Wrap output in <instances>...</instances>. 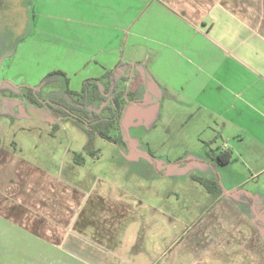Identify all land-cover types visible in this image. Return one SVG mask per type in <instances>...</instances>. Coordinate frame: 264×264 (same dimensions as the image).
I'll list each match as a JSON object with an SVG mask.
<instances>
[{
    "label": "crops",
    "instance_id": "1",
    "mask_svg": "<svg viewBox=\"0 0 264 264\" xmlns=\"http://www.w3.org/2000/svg\"><path fill=\"white\" fill-rule=\"evenodd\" d=\"M39 11L36 33L100 64L88 78L143 61L112 128L144 96L162 133L132 152L131 182L91 170L85 184L78 152L60 177L0 145V264H264V0H43Z\"/></svg>",
    "mask_w": 264,
    "mask_h": 264
},
{
    "label": "rangeland",
    "instance_id": "2",
    "mask_svg": "<svg viewBox=\"0 0 264 264\" xmlns=\"http://www.w3.org/2000/svg\"><path fill=\"white\" fill-rule=\"evenodd\" d=\"M42 1L0 0V145L11 150L17 145L18 151V147L22 149V156L38 161L39 165L48 167L60 177L69 178L73 174H70L67 165L71 154L78 152L85 161V165L82 163L77 169L79 174L83 172L85 184L89 182V173L92 171H98L118 182H124L126 177H130V182L136 181L141 177V167L134 163L135 155L132 152L147 149L144 138H147L148 132L153 131L154 135L162 133L159 126L150 125L149 120L156 122L159 119L155 120L157 106L150 102L151 97L147 106L144 105L147 103L144 96L143 101L139 102L142 105L136 106L134 101L125 104L127 108L121 116L120 126L109 132L110 136L117 137V143L97 133L90 138L83 123L55 115L52 108L57 105L53 103L39 106L27 99L28 87H34L36 95L42 100H53L54 103L81 100L79 96L70 97L64 93L62 77L47 75L58 68L67 71L68 86L79 92L86 78L92 79L88 77L99 76L103 72L100 64L86 63L84 47L59 42L50 33L34 31L35 18L40 12ZM142 62H131L130 67ZM131 68L126 70L125 64L115 67L113 76L106 77L95 88L100 89L103 95L110 96L112 93L106 92V86L116 82V86H110L111 92L114 87V92L120 89L128 91L127 88L130 83H134L140 71V68H135V71ZM123 75L128 77L127 81L120 79ZM128 96L126 94L121 99H129ZM84 103L88 115L92 109L97 114L106 115L110 111L106 105H112L110 99H90ZM152 108L153 111L149 113ZM54 123H58V128L51 133ZM51 135L56 139L50 138ZM89 149L94 151V155L87 153ZM129 154L130 157L125 158ZM254 181H249V185Z\"/></svg>",
    "mask_w": 264,
    "mask_h": 264
},
{
    "label": "trees",
    "instance_id": "3",
    "mask_svg": "<svg viewBox=\"0 0 264 264\" xmlns=\"http://www.w3.org/2000/svg\"><path fill=\"white\" fill-rule=\"evenodd\" d=\"M122 64H126L125 65V69L128 70V68L126 66H129V63L127 64L126 62L124 63H120L118 64L116 67H119ZM122 69H124L122 67ZM113 71L115 72V67L111 70H108L105 72V74L102 77L99 78H94V79H86L82 85V88L79 92H76L74 90H71L68 86V79L65 75V73L61 70H54L51 71L48 76H55V75H60L62 76L63 80H64V84H65V88H64V93L70 97L73 96H79L81 97V100H77V101H73V102H61V101H56L54 103L53 100H42L38 97V95H36V91L34 87H28V94L27 99L29 101H31L32 103H36L39 106L45 105V104H55L57 105L56 108H52L53 112L55 113V115L60 116L63 119H67V118H73L78 122H81L85 125L86 127V131L89 134V137L91 138L92 134H98L100 137L105 138L107 140L110 141H115V138H113L112 136L109 135L110 129L112 128L113 124L115 123V121L118 118V115L121 112V109L123 107L122 105V101L123 99H121L122 95H128V91H123V89L118 90L117 92H114L115 87L112 92V94L109 96L111 103H112V107H110V111L108 114L106 115H100L97 114L96 110L95 111H91V115L87 114V110H86V103H84L86 100H90V99H101V100H109L107 99L108 95H103L100 91V89H96L95 86L96 85H100V79L101 78H105L108 76H113ZM120 79H124L125 81H127L128 77L126 78L124 75L120 78ZM111 80H109V84H110ZM116 83V82H115ZM114 82H112L109 86H111L112 84L114 86H116ZM91 86V88H90ZM108 86V87H109ZM110 90L109 88H106V90ZM107 93H109V91H107ZM121 99V100H120ZM87 120V121H86ZM58 128V123H54L53 127H52V131L51 133H54L55 130ZM81 155L79 153H75L74 154V160L77 161L78 157H80ZM215 158V160L218 163L221 164H225L227 162H229L232 158V151L230 149H225L222 150L221 152H219L218 154H215L213 156ZM192 177L201 182V184L211 193H215L218 191V184L217 181L215 179H202L198 176L192 175Z\"/></svg>",
    "mask_w": 264,
    "mask_h": 264
},
{
    "label": "flooded vegetation",
    "instance_id": "4",
    "mask_svg": "<svg viewBox=\"0 0 264 264\" xmlns=\"http://www.w3.org/2000/svg\"><path fill=\"white\" fill-rule=\"evenodd\" d=\"M10 55V54H9ZM3 81H5L4 79H3Z\"/></svg>",
    "mask_w": 264,
    "mask_h": 264
}]
</instances>
